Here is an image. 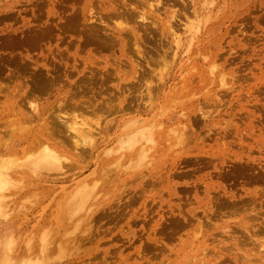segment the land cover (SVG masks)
<instances>
[{
    "label": "rangeland",
    "instance_id": "1",
    "mask_svg": "<svg viewBox=\"0 0 264 264\" xmlns=\"http://www.w3.org/2000/svg\"><path fill=\"white\" fill-rule=\"evenodd\" d=\"M203 23L213 26L214 31L203 33L186 51L185 43ZM65 25L69 29H63ZM89 25L101 28L105 40L113 39L107 43L115 40L114 45L111 43L114 47H97V51L95 42L87 43L84 30ZM82 29L84 33L80 34ZM24 36H35L34 42L27 44ZM200 49L208 57L199 55ZM196 52L191 60L214 82L197 95L198 99L189 89L183 97L186 88L181 83L182 77L189 73L193 76L196 68H182L174 79H165L174 72L172 63L176 68ZM11 57L45 72L50 67L74 64L75 73L64 78L66 84L29 92L33 78L27 66L15 78L11 66L3 64L6 70L1 67ZM88 63L93 71L99 69L97 74L104 66L110 69L112 64L122 63L124 82L113 75L110 95L115 93V85H126L127 78L135 74L140 86L129 91L125 88L124 94L139 95L138 104L143 97L139 110L149 103L144 88L149 82L155 87L159 71L166 81L165 89L159 94L152 92V96L157 95L151 98L155 111L143 108L139 113L126 110L108 115L83 106L76 113L96 129L92 153L72 157L74 152L66 146L63 152L67 160H62L60 170L44 172L48 175L40 177L38 183L42 187L0 191L1 208L6 214L0 216V264H114L139 241L143 253H164L165 260L158 264H174L175 253L180 264H188L193 261L192 255L198 253L200 257V248H190L202 236L207 244L203 248L216 247L225 237L243 240L250 258L257 259L256 239L264 240V0H0V144L6 138L2 134L9 129L7 120L14 115L7 105L20 95L23 101L14 106L31 115L28 124L34 129L35 114L50 119L58 104L68 99L73 79L89 72H81ZM130 63L135 64L136 73ZM209 64L217 67L208 71ZM219 76L223 77L221 85ZM7 83L17 87L5 88ZM11 89H15L12 94ZM186 107L192 120L180 116ZM196 107L204 109H200L203 114ZM134 118L142 120V125L131 123ZM162 121L164 126L159 124ZM147 122L153 124L146 127ZM129 123L133 124L131 128ZM107 124L106 131L100 132ZM174 125L179 129L185 126L184 131H193L194 135L187 133L185 141L177 143L170 137L175 134L169 129ZM142 130L151 134L146 131L139 135ZM134 134L137 140L141 136L139 139L145 141L142 147L140 140L137 143L135 137L132 139ZM150 135L152 138H147ZM121 138L122 145H118ZM132 140L136 144L129 150L126 144ZM23 147V141L16 140L12 156L25 155ZM31 147L35 144L30 146L34 151ZM3 154L8 153L0 145V157L8 156ZM81 183L85 186L79 187ZM35 198L37 203L32 202ZM197 224L204 225L200 233ZM145 246L149 248L143 250ZM103 251L109 254L104 261L100 256Z\"/></svg>",
    "mask_w": 264,
    "mask_h": 264
},
{
    "label": "bare ground",
    "instance_id": "2",
    "mask_svg": "<svg viewBox=\"0 0 264 264\" xmlns=\"http://www.w3.org/2000/svg\"><path fill=\"white\" fill-rule=\"evenodd\" d=\"M138 14L140 15V13H137V15ZM140 18H143L142 20H144L146 17L145 18L140 17ZM70 22H73V21H70ZM68 24H70V23H68ZM67 25H65L63 29H65V30L69 29V28H65V27H67ZM145 25L146 24H144V26ZM68 27H69V25H68ZM92 27H94V26L92 25ZM97 28H100V27H97ZM87 29L88 30H86V29L84 30V31H86L85 32L86 35L84 34V37L86 38V42L87 43L88 42H90V43L95 42L94 45H97V46H96V48L94 46V48L96 50H97V47L103 48V50H105L106 48H110V47L113 48L114 47V46H112V45H114L112 42H114L115 40L112 42L109 41L110 44L107 43V40H109L110 38H108V39L106 38L107 40H105V38L101 34V31H100L101 28L99 30H97V29L90 28V25H89L87 27ZM196 30L197 31L192 36H190L188 41L185 43L186 51H190L189 49L190 48L192 49L196 45L195 43L199 41L198 39H200V36L203 33L208 35V31H214V28H213V26H206V24H204L203 26H197ZM84 31L82 29V31L80 30L79 33L83 34ZM128 33H130V32H128ZM28 37H30V36H28ZM31 37H30V39L29 38L27 39V37L24 36V37H22V40L24 41V39L25 40L27 39V44H32L34 42L35 36H34V38L33 37L31 38ZM9 38H11V37H9ZM195 38H197V39H195ZM84 39L82 40L83 42H85ZM10 40H12V39H10ZM110 40H113V39H110ZM177 40H178V42H177V48H178L180 45L179 44V38ZM3 41L5 42L6 40L3 39L2 42ZM70 41H72V40H70ZM25 42H23V44ZM81 42H80V44H81ZM86 42H85V44H86ZM16 43H17V41H16ZM111 43H112V45H111ZM19 44H21V43H17V45H19ZM27 44L25 45V47L27 46ZM107 44L109 45L108 47H106ZM81 45H84V43H82ZM81 45H80L81 48L85 47V46H81ZM90 45H92V44H90ZM100 51H102V50L100 49ZM198 53H199V55L204 54V52H202L201 49ZM198 53L196 52V53H194L193 56H188L187 58L185 57L186 60L185 59H184L185 61L181 60L178 63L176 68H172L174 66V64L172 63V65L170 67L172 71L171 70L170 71L171 72L174 71V72L172 74H169L167 77H165V79L167 81H169L170 79H174V77L182 70V68H187V67H188V69L190 67L196 68V73L193 76L191 73H189L185 77H182V80H181L182 87L186 88L183 97H185V95L188 93L187 90L189 89L190 93L192 94V97H194L193 95H195V97L198 99L197 95H199L201 91H204V89L205 90L208 89L209 85L214 84V82L211 83V81H213L212 77L210 78V76L209 77L206 76L203 73V71L200 69L201 66H199L196 61L191 60V59H194L193 57L197 56ZM204 56L208 57V55L206 56L205 54H204ZM204 56L203 57L201 56V57L204 58ZM188 59H190V60L187 61ZM212 61L214 62V59ZM3 64H6L9 67L11 66L10 68H12V70H11L12 71V73H11L12 78L13 77L15 78L16 75L19 77L20 71L25 72L24 70H25L26 66L28 69H30V75L33 78V81H32L33 84H32V88L28 89L29 92H35L36 90L39 92L45 91L49 87L55 86L56 83L59 86H60V84H66V80L64 78H67V77L69 78V77H71L72 74L75 73L74 64L66 66V67L64 65H62V66L58 65L56 68L50 67V69H48L46 72L43 71V69L39 68L37 65H35V64L32 65V63L25 61V60L23 61L19 58H17V60H16L13 57H11V59H9V60L7 59L4 62H2L1 67L3 66ZM121 64H117V65L112 64L110 69H107L104 66V68H103L104 70L100 74H97V71L99 69L96 70V72H95L90 68V65H91L90 63H88L87 65H84L83 68L81 69V72H85L84 70H89V72L87 74L84 73L82 76L77 75L75 77V79H73V83L70 85H74V86L69 87L68 99L65 100L63 103L59 102L60 104H58L56 111L52 113V115L50 116V119H47L48 117L41 116L39 113L35 114V122L37 123V126L34 129L29 128V124H28V122H30V120H31V115L24 113L19 107L14 106L15 103H17V101L18 102L23 101V98L20 97V95L18 96V99L16 101L14 100L10 105H7L8 108L11 107L10 110L13 111L14 115H13L12 119L7 120L9 122V126H7L9 128L8 129L9 132L7 131V133L2 134V136H4L3 138H5V137L6 138L1 142L2 144H0L1 146H3L4 149L7 150V153H8V154H3V155H8V156L0 157V188H1L0 191L2 189H10L11 191H13L17 187H42L41 185L38 186V183L40 182V179H39L40 177H45L46 175H48V174H45L44 172L50 171V170H60L63 166L62 160H67V159H65V152H63L66 150V146L69 147L70 153L72 151L74 152L72 157L73 156L80 157V154H82V153L85 154L86 152H90V154L92 153V151L94 150L93 146H94L95 142L97 141L96 140L97 138L94 137L95 132L93 133V131H95L96 129L93 128V126L88 121L84 120L85 118L83 119L80 117L81 113L80 114L76 113V111H78L79 109H82L83 106L85 108L90 107L91 110L95 113L105 112V113H108V115L115 114V113L122 112V111H126V110L133 111L135 113H139V111L142 110L143 108H145L146 111L147 110L148 111L154 110L153 108H155L154 107L155 105L153 104V101H151V98L152 97L154 98L155 94L153 96H152V94L153 93L159 94L160 90L165 89L166 81L164 78L160 77L161 71H159V75L158 74L156 75V77L157 76H159V77H157V81L155 82V87L152 88V86H154V85L152 84V86H150L151 82L145 81V84L149 82L148 83L149 85L146 84V86L144 88V89H146V95H145L146 97L145 98L146 99H147V97L149 98V103L145 107H142V109L139 110V107H140L139 105L143 106V103L141 104V102L144 101V99H142L143 97L141 98L142 101L140 100V104H138L137 102L139 100L138 99L139 95L136 97L137 94L135 95L132 93L135 96L129 95V97H127L124 94V91L126 93V90H128V91H129V89L134 90L135 87L137 88L136 85H138V87H139L140 86V79H137L138 77L134 74L136 77L133 75L130 78H127V81L125 82L126 85H122V82H124V79H125L124 76H125L126 72L121 67ZM130 64H131V70H133L134 73H136L135 64H132V63H130ZM213 64L212 65L209 64V67H211V68H208V71L211 70L215 66ZM6 65H5V67H6ZM32 66H33V70L31 68ZM34 66H36V67H34ZM128 66H129V64H128ZM215 67H217V66H215ZM2 68H0V76H1V72H3L1 70ZM70 68H71V70H70ZM111 68H113V69H111ZM3 70H6V69L3 68ZM191 70H193V69H191ZM77 74H78V72H77ZM209 74L212 75V73H209ZM113 75H115L119 80H122V82L115 85V87H114L115 93L113 95H110V90H109L110 82L109 81ZM219 77H221V76H219ZM219 77H218V79H220V80H218V81H220V85H221V84H223V81H222L223 77H221V78H219ZM131 78H134V81H131L130 80ZM0 79H1V77H0ZM2 79H4V78H2ZM5 79H7V78H5ZM143 79H144V77H143ZM0 81H3V80H0ZM129 81H130V83H127ZM218 81H217V83H218ZM8 82H10V81H8ZM6 85H8V86H6ZM0 86H3V85L0 84ZM5 86H6L5 88H7V87L16 88L17 87V85H14V84L9 86L8 83L5 84ZM18 86H19V84H18ZM0 88H2V87H0ZM125 88H128V89L124 90ZM14 90L15 89H11L10 93L12 94V91H14ZM142 92H143V89H142ZM164 93H165V91H164ZM215 95H217V94H215ZM84 96H86L85 99H83ZM161 96H162V94H161ZM189 97L190 96H188V100H189ZM62 99H63V97L59 101H62ZM199 99H201V98H199ZM209 99H211V98H209ZM202 101L203 100H200V103ZM203 103L204 102H202V105H203ZM205 103H207V102H205ZM199 105H196V106H199ZM30 107H31V105H30ZM189 107H191V105ZM189 107L182 109L183 115H180V116L184 117V115H186L187 120H192L193 117L192 116L189 117L190 113H188V111H185ZM196 108H197V110L201 109V108L198 109V107H196ZM33 110H34V112L37 111V109H35V106H33ZM68 110L70 112H68L67 114H61L60 113L62 111L67 112ZM84 110L85 109H83L82 111H84ZM201 110H204V109H201ZM204 111H201L202 114ZM201 112H200V114H201ZM62 115H64V116H62ZM70 115H73V116H70ZM152 115L153 114H151L150 116H152ZM159 115L162 116L163 114L161 113ZM154 117L156 118V115ZM190 118H192V119H190ZM194 120H196V118ZM7 121H5V123ZM151 121L153 122L154 119ZM132 122H136V124H138L140 121L138 122L134 118V119H132L131 123ZM141 122H142V120H141ZM141 122H140V124L142 125ZM131 123H129L130 128L133 125V124L131 125ZM96 124H98V122H96ZM151 124H153V123L149 124V122H147L146 127L150 126ZM159 124L163 125V126L165 125L164 121H162ZM186 124H185V126H186ZM107 127H108V124L105 126H102L99 129V131L104 132V131H106ZM158 127H159V125H158ZM174 127H175V125L171 128H174ZM184 127H183V129H179V128L175 127V130H173V131L171 128H169L170 132L175 133V134L172 133L175 137L174 136H170V137L176 138V139H173V138L172 139L176 140L177 143H180L183 140L185 141V137H186L187 133H189L190 135H194L193 131H189V130L184 131ZM130 128H127V129L129 130ZM185 128L187 129V127H185ZM133 129H135V128H133ZM169 129L167 128V132H169L168 131ZM128 130L126 132L127 134H128ZM146 131H150V130H146ZM146 131L142 130L140 132L141 134H139V132H138L137 135L138 134L142 135L143 132L145 135ZM129 132H131V131L129 130ZM167 132L165 135H167ZM147 134H148V132H147ZM150 134H151V131H150ZM152 134L153 135L156 134L155 130L152 131ZM124 138H126V137H124ZM133 138L135 139V141L132 140L131 141L132 143L126 144V147H127V145L129 146L128 147L129 150H131L133 145L136 144L134 142L138 143L140 140L139 138H142V137L141 136L138 137V140H137V137L135 135V136H132V139ZM147 138H152V135H150L149 137L147 136ZM147 138H145L144 140H146ZM5 140H10V141L4 143ZM16 140L23 141V143H24V147H23L24 151L23 152L25 153V155H22L20 157H26V158L22 159L21 161H20L19 156H17V155L12 156V155H15L12 153V150H13V143ZM121 140H122V138L118 142L121 143ZM129 140H130V138H129ZM140 142H141L140 147H142L145 141L140 140ZM120 143L118 145H122V143L121 144ZM25 144H30V145L28 146ZM33 144H35V148L34 147H31V148H34V151H30V146ZM119 147H121V146H119ZM139 149H141V148H139ZM34 153H36V155ZM137 154H138V152H137ZM138 155H137V157H138ZM11 156H12V158L9 159V157H11ZM30 158H32V159H30ZM12 159H14V160H12ZM17 159H18V161H17ZM45 166L48 168H45ZM239 168H241V167H239ZM32 170H37V171L42 170V173H41V171L38 173H31L30 171H32ZM15 175H18V176L22 175L23 177L18 178V177H15ZM83 185L85 186V183H81L79 185V187H82ZM93 186H96V185L94 184ZM93 188H95V187H93ZM90 189H92V187ZM83 190H85V187L83 188ZM88 192H90V190ZM34 200L32 199V202L37 203L36 198ZM80 200L82 201V199H79L78 202ZM233 203H235V202H233ZM233 203H232V205H234ZM1 205H2V200L0 198V216L6 215L5 210L3 211V209L1 208ZM235 205H236V203H235ZM253 217H251V219ZM248 218L250 219V217H248ZM256 219H257V217H256ZM260 221L261 220H259V222ZM208 223L207 224L205 223V226L208 225ZM203 224H204V222H203ZM203 224H201V225L197 224L198 225L197 233L202 232V228L204 226ZM256 225H257V223H256ZM262 226H264V225H262ZM258 228H260V225ZM242 229L246 230V231L249 230L246 227H243ZM229 232H231V231H229ZM255 232L256 231H254V233ZM231 233L233 234L234 232H231ZM239 233L244 234L245 232L240 231ZM250 234L252 235L253 233H250ZM245 235H247V234L245 233ZM240 236H242V234ZM246 237H248V236H246ZM229 238L225 237L223 239V242L222 241L220 242L221 244H216V247L212 246L211 248H205V247L203 248V246L207 245L205 243L206 239L204 236H202L200 239L195 240L197 243L194 245H191L190 250H193L195 248H200V253H199L200 257L197 258L198 253L192 255L191 257L193 258V261H190L188 264H231V263H233V264H264V253H263L264 252V240H257L256 239L257 244L255 247H257V249H256V251H254V253H255V257L257 259L252 260V258H250L251 255L249 254L248 249L245 247L246 243L243 240L240 241L237 237L238 240L230 241ZM233 238H234V236H233ZM146 240L152 241V242H154V244H156V240H151L150 237H147ZM253 240H255V238H253L252 241ZM242 242H244V243H242ZM253 242H252V244H253ZM181 244H182V242H181ZM141 245H142V241H139V244L137 246H135L132 249V251H127L124 254V256H122V257L118 256L119 259L115 260L114 261L115 263L114 262L113 263L114 264H158V263H162L165 260L163 252L159 251L158 253L155 254L154 252L147 250L149 247L145 246L143 248V250H147V252L143 253ZM157 248H159V245L157 246ZM251 254H252V252H251ZM100 256L102 257V259L104 261L109 256V254H107V252L103 251ZM130 259H132V260L130 261ZM173 262H174V264H180L179 257L177 256L176 253H175V258L173 259Z\"/></svg>",
    "mask_w": 264,
    "mask_h": 264
}]
</instances>
